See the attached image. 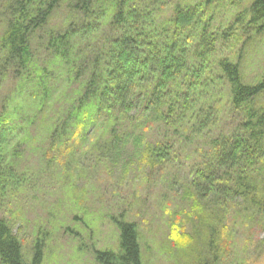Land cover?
Segmentation results:
<instances>
[{
	"label": "trees",
	"instance_id": "1",
	"mask_svg": "<svg viewBox=\"0 0 264 264\" xmlns=\"http://www.w3.org/2000/svg\"><path fill=\"white\" fill-rule=\"evenodd\" d=\"M258 39L264 0H0V207L78 150L132 153L139 175L171 176L167 250L227 262L264 231V74L244 69ZM111 219L119 250L97 258L143 264L137 224ZM12 221L0 264H42L44 244L27 262Z\"/></svg>",
	"mask_w": 264,
	"mask_h": 264
},
{
	"label": "rangeland",
	"instance_id": "2",
	"mask_svg": "<svg viewBox=\"0 0 264 264\" xmlns=\"http://www.w3.org/2000/svg\"><path fill=\"white\" fill-rule=\"evenodd\" d=\"M244 69L250 83L264 74V40L249 46ZM87 149L69 160L65 174L61 158L51 164L52 172L41 175L44 163L38 154H26L24 162L30 161L39 176H32L25 193L0 207L1 217L14 219V234L22 241L26 261H32L35 248L44 244L42 264H123L119 258L97 256L119 250L120 229L111 217L119 222L127 217L138 226L143 264H197L194 255L176 257L167 250V222L177 217L164 205L169 202L171 176L157 182L139 175L132 153L100 164L91 159V152L86 155ZM188 228L193 233L191 223ZM262 238L264 231L248 241L241 237L239 254L223 264H264V248L256 252Z\"/></svg>",
	"mask_w": 264,
	"mask_h": 264
}]
</instances>
